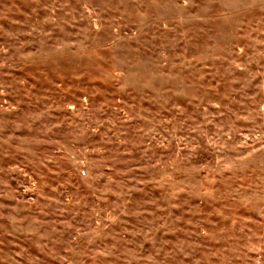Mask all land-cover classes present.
<instances>
[{
  "label": "rangeland",
  "instance_id": "rangeland-1",
  "mask_svg": "<svg viewBox=\"0 0 264 264\" xmlns=\"http://www.w3.org/2000/svg\"><path fill=\"white\" fill-rule=\"evenodd\" d=\"M0 264H264V0H0Z\"/></svg>",
  "mask_w": 264,
  "mask_h": 264
}]
</instances>
